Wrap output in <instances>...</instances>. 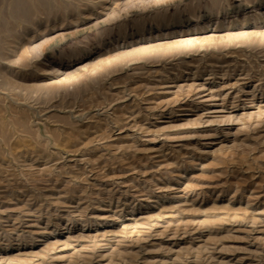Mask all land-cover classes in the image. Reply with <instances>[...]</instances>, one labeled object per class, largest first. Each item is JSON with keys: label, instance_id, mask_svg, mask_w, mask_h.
I'll use <instances>...</instances> for the list:
<instances>
[{"label": "rangeland", "instance_id": "1", "mask_svg": "<svg viewBox=\"0 0 264 264\" xmlns=\"http://www.w3.org/2000/svg\"><path fill=\"white\" fill-rule=\"evenodd\" d=\"M0 264H264V0H0Z\"/></svg>", "mask_w": 264, "mask_h": 264}, {"label": "bare ground", "instance_id": "2", "mask_svg": "<svg viewBox=\"0 0 264 264\" xmlns=\"http://www.w3.org/2000/svg\"><path fill=\"white\" fill-rule=\"evenodd\" d=\"M197 102V101H196ZM249 116V115H248ZM2 134V133H1ZM15 140V139H14ZM68 141V139H67ZM13 143V142H12ZM15 153V152H14ZM52 156V155H51ZM126 196V195H125ZM118 200V199H117ZM162 202V201H161ZM253 217V216H252ZM138 224V223H137ZM96 225V224H95ZM93 226V225H92ZM83 228V227H82ZM87 228V227H86ZM101 228V227H100ZM94 233V232H93ZM40 234V233H39ZM115 234V233H114ZM84 235V234H83ZM91 235V234H90ZM32 237V236H31ZM22 251V250H21Z\"/></svg>", "mask_w": 264, "mask_h": 264}]
</instances>
